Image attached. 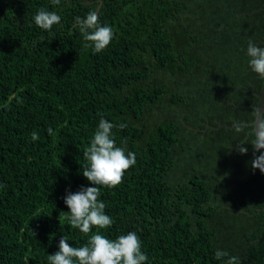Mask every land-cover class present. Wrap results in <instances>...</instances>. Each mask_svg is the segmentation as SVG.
I'll list each match as a JSON object with an SVG mask.
<instances>
[{
	"label": "trees",
	"instance_id": "1",
	"mask_svg": "<svg viewBox=\"0 0 264 264\" xmlns=\"http://www.w3.org/2000/svg\"><path fill=\"white\" fill-rule=\"evenodd\" d=\"M260 7L0 0V264H48L61 237L81 247L98 231L113 240L136 232L146 264H224L217 250L264 264V173L251 165L261 152L252 126L217 127L255 117L263 78L247 46L264 47ZM40 9L60 24L37 27ZM92 11L115 34L100 53L76 26ZM101 119L117 125L112 139L137 162L118 187L100 188L112 226L86 236L70 226L64 197L94 186L83 153Z\"/></svg>",
	"mask_w": 264,
	"mask_h": 264
},
{
	"label": "clouds",
	"instance_id": "2",
	"mask_svg": "<svg viewBox=\"0 0 264 264\" xmlns=\"http://www.w3.org/2000/svg\"><path fill=\"white\" fill-rule=\"evenodd\" d=\"M61 0H52L59 5ZM37 27L43 30H52L54 25L61 22V17L55 11L40 9L33 18ZM76 26L83 36L85 48H91L95 53L104 51L114 39L113 29L108 25H101L95 11L89 12L85 18L76 17ZM247 56L250 69L264 78V47H259L251 39L247 46ZM117 125L105 119L99 121L98 127L91 140L90 146L84 151V159L88 162L82 175L92 187H81L75 193L68 192L64 202L69 209V221L72 228L86 236L92 233L93 228L108 229L112 226V218L105 213V203L99 199L100 188H116L124 179L125 173L136 164V154L126 152L118 147L112 139V129ZM121 129L126 123L119 124ZM237 131L241 129L237 127ZM49 135L53 130L47 129ZM251 142L254 152L264 149V118L258 117ZM31 139L36 141L38 133L33 132ZM247 140L242 141L237 151L246 154L244 146ZM249 144V143H248ZM253 169L264 173V152L255 156L251 161ZM142 242L136 232L120 235L116 239H109L96 232L90 235L88 243L81 247H74L63 236L59 240L58 251L48 256V264H146L148 256L142 251ZM216 259L228 257L224 264H239V258L229 256L225 251L217 250Z\"/></svg>",
	"mask_w": 264,
	"mask_h": 264
},
{
	"label": "water",
	"instance_id": "3",
	"mask_svg": "<svg viewBox=\"0 0 264 264\" xmlns=\"http://www.w3.org/2000/svg\"><path fill=\"white\" fill-rule=\"evenodd\" d=\"M262 8L264 9V7H262ZM262 8L261 7L260 8H256V9H254V11L261 10ZM256 96L258 98V102H257V104L255 106H253L254 109H255V117H254V119L252 121H250V122H240V123L234 122L231 125H226V124H223V123H219L217 127H220V126L232 127V126L237 125V124H244V125L252 126V128L249 130V132H253V129H254L256 123L258 122V117L262 118L263 113H264V78H263L260 90L256 93ZM260 152H264V149H261ZM263 210H264V207H263Z\"/></svg>",
	"mask_w": 264,
	"mask_h": 264
}]
</instances>
